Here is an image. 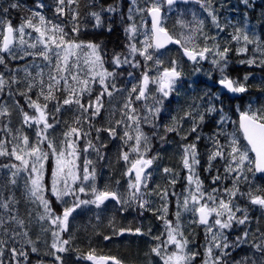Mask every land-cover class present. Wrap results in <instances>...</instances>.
Masks as SVG:
<instances>
[{"label": "snow or ice", "instance_id": "snow-or-ice-1", "mask_svg": "<svg viewBox=\"0 0 264 264\" xmlns=\"http://www.w3.org/2000/svg\"><path fill=\"white\" fill-rule=\"evenodd\" d=\"M177 2L178 0H143L144 7H140L138 0H131L127 19L132 21V23L128 24L124 29L128 40L125 47L128 49V52L127 54L113 52L111 58L112 71L104 67V56L106 53H102L101 46L73 37L65 30L66 25L63 22H54L53 19L46 18L40 11L30 10L31 15L22 18L19 26L14 27L12 22L5 19V17L9 12V8H19V4L11 3L9 7L0 8V13L4 14L0 15V66H3V71H0V93L5 91V86L7 85L9 88L8 95L12 96L11 86L21 82L17 75L20 69L9 67L11 60H23L25 57H39L46 62L44 67L48 68L47 82L43 79L44 69L36 65L35 62H33L34 66L38 69L35 76H33V73L27 66L23 68L26 78L31 79H27L26 91L19 92V95L25 97L28 108L33 109V112L30 114L24 111L22 107L20 111L24 124L38 128L36 140L34 142L30 141L28 135L22 133L13 135L12 141L0 140V156L11 157L18 162L2 164L0 168L11 170L10 183L12 185L17 183V177L21 173L27 174L24 184L25 194L33 203H38L42 206L43 213L40 214L39 219L41 221L47 220L55 229H59V231H52L53 242L51 249L54 251L49 254L53 255L56 261H61V264L62 257L57 255V253H63L68 250L64 246L69 244V240L60 239L59 234L67 230L69 217L72 216L76 209L85 205H95L99 208L109 198L116 200L118 203H128V201H121L116 192L97 189L94 183L96 169L95 167H91L90 170V165H92L91 160L85 159L83 166L78 164L80 151L86 153L89 148L94 149L100 156V159H103V156L100 155V149L91 140L87 141L83 149L79 148V140L82 137L89 136L90 133L83 132L80 127H71L67 132L63 133L64 139L59 144L54 139L49 138L48 130L53 129L55 123H58L55 113H59L63 105H75L80 115L74 123L80 125L83 118L89 122L91 128L93 127L91 120L101 114L104 106L103 98L105 96L111 97L113 91H120L114 82L118 75L116 69L121 68L123 65H129L133 69H140L142 65L144 66L146 70L141 72L138 83L133 84L123 106L126 110L123 112V115L132 123H125L123 119L116 121L118 126L123 124L125 128L121 139L126 144L130 140L135 141L133 145H130V150L137 154V158L131 161V166L126 175L131 177L134 173V180H130L128 186L132 189V198L138 200L139 207L143 209L147 201L142 198L141 188H147L146 181L152 175L151 172H146L145 170L153 165L158 155L147 158L144 153H141L142 142L146 146L149 140V137L142 131L141 120L143 119L145 123H149L150 121L149 115H144L141 118L133 105L136 101L147 100L151 95L149 85H155V93L158 95H153L152 99L154 103L151 106L145 105V107L147 113L153 119H156L163 109L165 100L173 94L178 96L180 94L179 88L183 86V73L179 69L177 62L173 60L171 66L162 67L163 61L160 59V56L163 53L160 50L164 49L169 43L179 44L184 51V55L194 63H198V58L199 60L207 59L206 54L213 53L214 47L216 50L213 53L214 58L211 62L221 74L217 83L228 92L234 94L244 93L248 90L246 85L249 79L248 75H245L244 82H240L239 80L230 78L226 74L225 70L228 65L230 48L224 47L221 50L217 43H214L213 47H208L207 43H205V46L197 51L196 47L198 46H194L191 49L187 46L193 43L191 33L183 36V42L181 39H174L169 34L167 28L164 26L162 9L165 3L171 9ZM184 2L187 3L189 0H184ZM195 2L200 4L201 8L207 12L217 30L223 32L224 26L220 24L218 9L213 7L214 0H195ZM240 2L245 6V9L253 6L250 0H240ZM73 5L75 7H72ZM96 5H99V10L88 13L94 19V27L96 28L104 26V13L115 14L119 12V5L116 3L105 7L99 3V0H90L89 7ZM36 7L43 9L46 6L43 3H39ZM79 7L80 0H55L54 16H64L67 10L71 14V33H76L77 35L80 32ZM219 7H224V4L221 3ZM133 12L140 14V25L135 23ZM145 16L150 17V21H146ZM262 16H264V13H262ZM123 18V14L121 13V19L123 20ZM177 22L182 27L187 26L182 20H178ZM261 22L264 23V20ZM198 23L203 25L204 22L200 20ZM141 27L147 30L141 33ZM231 27L234 29L233 33L230 34L231 40L237 43L243 41L244 44L243 47L237 49L238 54L247 52L248 44H255L258 49H260L261 44H264V41L257 35L255 26L251 24L247 12H245L241 22L232 24ZM26 29H31L37 34L32 42L25 39L26 36H31V32H27ZM107 30H112L111 24L107 25ZM139 35H143L142 40L138 39ZM204 38L206 42L208 40L215 41L216 39L214 36L208 35H205ZM28 49L38 50L29 51ZM261 50L264 51V49ZM137 57H142L143 60L141 61ZM149 61L156 66L157 75L155 76L148 74L152 71V68L148 65ZM240 63L253 65L256 63V60H242ZM260 65L264 66V59L260 60ZM196 71H199V69L197 68ZM5 73H8V75L6 76ZM128 76L133 77V72L129 71ZM37 77L40 78L38 81L39 92L36 99H33L28 93L32 92L37 86ZM90 84L100 85V89L94 98L92 96L93 89L89 87ZM58 92L64 93L62 103L61 97L57 96ZM86 93L87 99H85ZM133 93L135 96H133ZM205 95L209 97V102L203 111L194 109L186 111L183 117L172 116V123L164 126L166 133L176 132L179 135L182 129L181 121L184 119L192 121L190 128L180 137L182 141L180 144L181 164L188 172L186 177L188 181L186 191L188 194L183 199L182 207L185 211H189L198 217L193 223L206 225V232L212 234L211 241L205 250L203 264H264V233H261L259 237H254L250 245L255 251L262 254L258 261L249 255L242 256L240 259L229 260L228 258L231 257L233 251L242 249V246L249 242V231L245 229L242 234L236 235L233 239H229L227 232L234 225H245L249 220L248 210L234 203L237 195H245L240 192L239 183L244 181L251 184V180L246 173L252 174V179L256 178L257 173L261 177H264V105L253 109L252 105L249 104L245 111H240L237 108L239 119L231 121L233 124L231 132H225L223 124L227 122L228 117L223 113V102L220 101V96L210 92H206ZM41 97L43 98V103L40 102ZM213 100L220 101L221 107H217L212 102ZM52 102H55L54 108L50 110L49 103ZM16 104L19 106L18 101H16ZM213 113L220 115L218 122L213 120L219 130L208 137L213 147L208 151V166L205 168V171L210 172L213 167L212 161L218 158L226 161L224 169L226 175L223 177L220 174L215 175L212 178V183L217 184L222 179L232 178V188L224 189L228 197L227 199L219 196L217 188H212L210 192H206L203 181L199 178V174L196 171L201 163L200 153L197 150V142L201 139L198 129L205 123L206 118L212 119ZM10 115L11 112L8 106L0 105V117H8ZM50 118L54 123L49 122ZM133 126L136 133L134 137L128 130ZM153 127H156V125L153 124ZM103 130L108 131L111 136L116 135L115 128ZM96 131L99 133L101 129L97 128ZM193 133H197L195 139L192 142H186L188 141V137ZM221 135L226 137V144L221 143L219 139ZM97 139H99L98 135ZM160 139L166 141L167 138L166 136H161ZM9 143H12L10 150L7 147ZM101 147H104V145H101ZM148 150L145 147V152ZM250 153L254 154V156H251ZM122 158L125 162H129V153L125 152ZM48 162H51V166L46 168V163ZM163 171L165 174L173 177L170 180V184L175 185L177 183L176 177H178L179 173L174 172L170 168H164ZM261 191L264 190L257 188V192ZM81 194H90L92 198L81 199ZM158 194L162 200L166 201L162 206V215L159 218L165 220L167 238L161 240L160 236L153 237V239L160 241V243L152 248V252L163 260V264H194L199 253L187 251L189 241L181 230V213L179 211L175 213V223L172 220L166 219L169 191L165 188ZM171 195L176 194L173 192ZM246 195L252 205H257L261 209H264V194H254L252 190H249ZM53 198L60 205H67V198H71V206H64L62 213L57 214L53 208ZM15 202L14 198L6 200L0 203V208L9 209L10 203ZM237 213H240V216H237ZM210 217H214L211 224L209 223ZM11 222H15L20 227H23L24 223L22 220H18L16 216H9L7 222L0 216V228L4 230L6 235L11 232L9 239L12 241V246L7 248L10 256L7 264H27L29 252L25 250L23 245L19 248L15 246L19 243L16 237L21 236V233L11 230L6 226V224ZM214 228L216 229L215 231H213ZM45 230L47 231V229ZM123 231L125 230L121 229V232ZM135 232L144 234L141 233L139 228ZM161 235L164 234L162 233ZM27 236L28 233L26 231L23 232L22 238H26ZM105 239H109V237H105ZM257 240L259 242H256ZM25 243L33 245L31 247L32 253L38 252V248L34 246L31 239H27ZM6 244L7 241L0 239V264H5L4 245ZM169 246H174V250L170 253L167 252ZM86 259L93 261V264H121L115 257H97L92 253H89Z\"/></svg>", "mask_w": 264, "mask_h": 264}, {"label": "rangeland", "instance_id": "rangeland-1", "mask_svg": "<svg viewBox=\"0 0 264 264\" xmlns=\"http://www.w3.org/2000/svg\"><path fill=\"white\" fill-rule=\"evenodd\" d=\"M237 1L240 2V0ZM138 3L140 7H144L142 0H138ZM213 7L217 8L214 3ZM173 12L177 15L176 22L172 24L173 32L180 38H183V36H186L189 33L193 36V43L187 45L189 48L198 46L196 47V50L199 51L205 46V43H207L208 47H213V44L217 43L219 44L221 50L224 48L217 38L219 31L213 25L207 12L201 8L200 4L189 5L187 8L182 7L181 9L173 10ZM133 16L135 23L140 25V14L133 12ZM147 19H149V17L145 16L146 21ZM178 20H182L187 26L182 27L181 24L177 22ZM200 20H203V25L198 23ZM249 20L251 24L255 26V31L260 37L259 22L253 18H249ZM146 30L147 29L143 27L140 28L141 33ZM205 35L214 36L216 39L215 41L208 40L206 42L204 38ZM25 39H30V37L26 36ZM138 39L142 40L143 35H139ZM238 44L239 48L244 46L243 41ZM248 46L249 44L247 45V49ZM215 50L216 49L213 47V53ZM160 52L163 53V55L160 56V59L163 61L162 67L171 66V62L173 60L177 62L179 69L183 73L182 81L185 79V75L210 81H214L215 76L219 78L221 75L218 69L211 62L214 58L213 53L206 54L208 57L207 59L198 60V63L193 64L192 62L187 61L179 49L175 50L171 48ZM137 59L141 61L143 60L142 57H137ZM104 60L105 68L108 69L113 67L111 60H108L105 57ZM229 62L230 59L228 58L227 68L229 67ZM148 65L152 68V71L148 74L150 76L157 75L156 66L153 65L151 61L148 62ZM14 68H16V66ZM17 68H19L21 72H24L23 68ZM197 68L199 71H196ZM120 69L124 68L121 67L119 70ZM145 70L146 69L143 65L140 69H134V76H136V79L137 73L139 72L141 74V72ZM226 74L229 75L227 72ZM120 80L122 79L120 78ZM115 84L117 89H120V91H113V95L111 97L105 96L103 98L104 106L101 110V114L91 120L93 127L90 128L89 122L86 120V124L81 127L83 132H88L90 135L82 137L78 142L79 148L83 149L86 146L87 141L91 140L92 143L100 149V155L103 156V159H100V156L94 149L89 148L86 153L80 151L78 164L83 166L85 159L91 160L92 165H90V170L91 167H95L96 169V179L94 183L97 189L116 191L119 194L121 201H128V203H118L111 200L102 204L99 208L95 205H85L76 209L72 216L69 217L67 230L59 234L60 239L69 240V244L64 246L68 250L63 253H57V255L62 257V264H91L86 260V256L89 253H95V251H104L107 255H111L118 259L121 264H163V260L152 252V248L160 243V241L153 239V237L160 236L161 240H165L167 238L165 220L159 218L162 215V206L166 201L162 200L158 194L163 189L167 188L169 191V196L167 197L168 213L165 218L172 220L175 223V213L177 211L181 213V230L189 241L187 251L198 252L199 255L196 257L194 264H203V260L205 259V250L211 241L212 234L206 232V225L193 223V221L197 220L198 217L194 216L189 211H185L182 207L183 199L188 194L186 191L188 188V181L186 179L188 172L181 164L180 144L182 141L180 137L187 132L192 124V121H188V119L181 121V130L186 132H181L180 130L179 135L176 132L166 133L164 129L166 123L168 125L172 123V116H184L182 112L176 111L177 107L174 102L176 99H180V96L173 94L165 100L163 109L156 119H153V117L147 113L145 107V105L151 106L154 103L152 99L153 95H158L155 93V85H149L151 95L147 100H142L143 102L140 103L139 101H136L133 105V107L137 109L141 118H143L144 115H149V123L143 122V119L141 120L142 131L149 137L146 146L142 142L140 148L141 153H144L147 158H152L158 155V158L154 161L153 165L145 170L146 172H151L152 175L146 181L147 188H141V193L143 194L142 198L147 201L145 208L142 209L139 207V201L132 198V189L128 186L130 180H134V174L131 177L126 175L131 166V161L137 158V154L130 150V145H133L135 141L130 140L126 144L125 141L121 139L125 131L124 125L121 124L118 126L116 124V121L122 119L125 123H132L123 115V112L126 111L123 106L129 93L125 88L119 86L117 83ZM90 85L89 87L94 90L92 93L94 98L97 91L100 89V85ZM181 88L182 87L179 88V92ZM192 90L198 91L200 89L192 88ZM8 92L9 88L5 87V91L0 93V105H7L9 111L11 112V115L8 117H0V140L12 141L13 135H19L22 133L28 135L30 141L34 142L36 140V132L38 128L36 126L24 124L23 116L20 111V108L22 107L24 111L31 114L33 109L28 108L25 97L19 95V92H21L20 90L15 93L11 89L12 96H9ZM19 96L21 99L18 98ZM85 97H87V93L85 94ZM183 98L185 99V96H183ZM16 101L19 102V106H17ZM71 107L72 110H77L75 105H63L60 112L55 113V117H57L61 122L55 123L54 128L48 130L49 138L54 139L57 144L64 139L63 133L67 132L72 127V120L63 121L62 119ZM79 115L80 113L77 110V117ZM82 121H84L83 118L81 119V122ZM49 122L52 123V121ZM153 124H155L156 127H153ZM73 127H76V125ZM97 128L101 129L99 133L96 131ZM108 128H115L116 135L111 136L108 131L103 130ZM128 130L133 137L136 135L134 126ZM229 132L231 131L229 130ZM97 135L99 136V139H97ZM161 136H166V141H162L160 139ZM169 140L172 142H169ZM13 143L15 142L13 141ZM101 145H104V147H101ZM7 147L10 150L12 143H9ZM145 147L149 149L146 152ZM125 152L129 153V162H125L122 158ZM8 159H10V157H8ZM9 163L14 162L8 161L5 164ZM50 166L51 162L46 163V168H49ZM198 167L196 171L199 174V178L202 180ZM164 168H170L173 169L174 172L179 173L178 177H176L177 183L175 185L170 184V180L173 177L169 174H165L163 171ZM26 176V173H21L19 177H17V183L12 185L10 183L11 170L0 168V203H3L6 200H11L12 198L16 201L15 203H10L9 209L0 208V216H2L6 222L8 221L9 216H16L18 220H22L24 222L23 227H20L15 222L8 223L6 226L11 230L21 233V236L16 237L19 243L15 246L19 248L23 245L25 250L29 252L27 264H38V258L36 256L38 254L42 255V261L40 264H61V261H56L54 256L49 254L54 251L51 249V244L53 242L52 231H59V229H55L49 221H41L39 219L40 214L43 213V208L38 203H33L26 196L24 188ZM230 185L233 184L230 183L227 187ZM173 192H175L176 195H171ZM91 198L90 194H81V199ZM67 199V205H60L53 198V208L57 214L62 213V208L64 206H71V198ZM236 200H234V203L241 207L243 203ZM255 208L258 207L253 206L252 209ZM146 209H149V214L147 216L143 215L144 217L141 216L140 213L144 212ZM213 219L214 217H210V224ZM137 228H139L141 233L144 234L136 233L135 230ZM45 229H47V231ZM121 229L125 231L121 232ZM215 230L216 229L214 228L213 231ZM25 231L28 233V236L26 238H22V234ZM87 231L91 234L86 237L85 234ZM227 232L229 239H233L237 235L234 233V227L227 230ZM162 233L164 235H161ZM10 235L11 232L6 235L4 230L0 228V239L7 241V244L4 245L5 264H7L8 259L10 258L7 251V248L12 246V241L9 239ZM82 237H85V239ZM105 237H109V239H105ZM27 239H31V241H33L34 246L38 248V252H31V247L33 245L26 244L25 241ZM248 241L249 242L247 244L242 246L244 249H247L248 245H251L253 238L250 237ZM256 242L259 241L257 240ZM173 250L174 246H169L167 252L170 253ZM238 251L239 249H236L234 252ZM259 254L261 253L255 251L251 247L250 256H253L259 261L261 257ZM47 259L52 262H47Z\"/></svg>", "mask_w": 264, "mask_h": 264}, {"label": "trees", "instance_id": "trees-1", "mask_svg": "<svg viewBox=\"0 0 264 264\" xmlns=\"http://www.w3.org/2000/svg\"><path fill=\"white\" fill-rule=\"evenodd\" d=\"M234 2L239 6L240 2L237 0H234ZM251 4L253 5L250 8L245 9V6L241 3L239 6L238 11L236 14L234 13L236 7L233 4L227 5L225 8H227L229 11L226 12L222 10V12L219 15L220 19V24L224 26V31L221 32L220 34V39L224 43V45L228 48H230V51L228 53L229 58L233 60V64L227 68L226 72L233 73L230 76L234 78V80H239L240 82H244V77L245 75L249 76V79L246 82L248 90L244 93H237L236 95H232L229 92L225 91L224 96L220 97V101H222V107L223 110H225L223 113L226 117H228L227 122L223 124V129L225 132H229L233 130V124L231 121L238 120V114L233 110H230L229 107L225 105L228 104L227 101H231L232 107L235 104V107L240 106L242 110H247L248 105L251 104L253 109H256L260 107L261 105H264V66L260 65V60L264 59V51L261 49H264V44H261L260 49L257 48V45L251 46L250 50L252 51V56H250V53L246 54L249 59H255L256 63L253 65H249L247 63H243L244 69H240L237 65V63L240 60V56L237 55V49L236 45L233 44V41L230 39L231 38V33H233L234 29L231 27L232 24H236L242 14L247 12L248 14H252L254 17L259 15L257 18H260L262 13H264V0H250ZM11 3H18L19 8L12 9L9 8V12L7 13L5 19L10 20L13 24V26H19L21 23L22 18L31 15L30 10L32 11H40L43 15L46 16V18L53 19L54 22H63L66 25L65 30L68 31L73 37H76L77 39H107L105 42L108 44H111L113 42V38L115 39V42H118V39H120V42L116 45V51L119 53H125L127 54V48L125 45L127 44L128 41L124 40L123 37L125 36V27L128 25V19H127V1L126 0H99L100 4H103L105 7L109 4H118L119 5V12L115 14H109V13H104V26L100 28L94 27L95 21L92 17L88 15L90 11H98L99 10V5L89 7L90 0H80V7L78 11L80 12V32L77 35L76 33H71V14L67 12L64 16H54V9H55V0H0V8L3 7H9ZM43 3L46 7L43 9H39L36 7L37 4ZM72 7H75L74 5ZM121 13L123 14V20L121 19ZM0 15H4L3 13H0ZM110 17V19H109ZM264 20V18H262ZM111 24L112 30L108 31L107 30V25ZM27 32H31L29 42H32V40L35 38L37 35L35 32H33L31 29H26ZM29 37V36H27ZM229 38V39H227ZM261 40L264 41V23L261 25ZM108 44H102L103 48H110L111 46ZM39 48V46H38ZM29 51H37L38 49H28ZM111 52V51H110ZM112 56V54H111ZM246 60V61H247ZM36 65H39L41 68L44 69V76L43 79L45 82L48 80V68L44 67L46 64L45 61L42 60V58L39 57H25L23 60H11L9 62V67L14 68L21 67L24 68L27 66L29 70L33 73V76L36 75V72L38 69L34 66V63ZM250 66V67H247ZM123 68L129 69V71L133 72L134 74V69L131 68L129 65H123ZM247 67V69H246ZM0 69L3 71V66H0ZM128 71V72H129ZM139 72L137 73V80L135 79L136 76L129 77L128 73H118V75L115 78V83H117L119 86L125 88L128 93L131 91V88L133 84L138 83L139 80ZM7 76L8 74L5 73ZM18 77L20 79L19 84H13L11 86L12 91L17 93L18 90L20 91H26V82L27 79L31 78H26V75L24 72L19 71L18 72ZM120 78L122 80H120ZM39 77L36 78V87L33 89L32 92L28 93L29 96H31L33 99H36V96L39 92ZM122 81V82H121ZM93 86V85H90ZM94 92V90H93ZM92 92V93H93ZM64 93H57L58 97H61V103H62V97ZM133 95H135L133 93ZM197 99L200 101V105H198L196 108L193 107L192 105L188 104L185 108L186 111H192L194 109H198L200 111H203L204 108L208 106L209 98L206 100H202L201 97L197 96ZM21 99V97H18ZM87 97H85L86 99ZM220 101L213 100L212 102L216 104L217 107H221ZM41 103H43V98L41 97L40 100ZM54 103H49V109L54 108ZM196 103V101L194 102ZM69 106V105H67ZM231 106V105H230ZM72 107L70 110L62 117L63 121H70L72 120V127L76 125V127H83L84 124H86L85 120L81 122L80 125H77L74 123V121L77 118V110H72ZM58 122H61L57 117H55ZM220 119V115L213 113L212 114V119H207L205 123L201 126V128L198 129V133L201 135V139L197 142V150L200 153L201 157V163L198 167V171H200V176L204 182V189L205 191H211L212 188H217L219 190V196L227 199V195L224 192L225 188H232L233 185H230L229 187L228 184H233V180L231 177L222 179V181L217 182V184L212 183V178L220 174L222 177L225 176V166H226V161L223 159H217L215 161H212L213 167L212 170L205 171V168H207V154L210 149H212L213 145L211 141L208 139L209 136L213 135L216 133L219 129L218 126L214 124L213 120L215 119ZM49 121H54L50 118ZM186 132V131H182ZM197 133H193L188 137V141L192 142L195 139V136ZM221 143H227L226 137L224 135H221L219 137ZM246 143V142H243ZM251 156H253L252 153H250ZM14 162L18 163L17 161L14 160V158L8 159V157L1 156L0 157V165L4 164V162ZM250 180L251 184L246 183L244 181H241L239 183V188L240 192L244 193L245 195H237V197L234 200H238L240 203H243L241 205V208H246L248 210V216L249 220L246 222L245 225H234V233L242 234V232L247 229L249 231V237L254 238V237H259L261 233H264V209H261L257 205H252L250 201L248 200V197L246 193L249 190H252L254 194H264V191L257 192V188H260L264 190V177H261V175L256 174V178L252 179V174L246 173ZM235 175V174H233ZM236 200V201H237ZM253 206H257L258 208L252 209ZM149 209H146L144 212H139L141 216H147L149 214ZM146 214V215H145ZM143 216V217H144ZM237 216H240V213H237ZM259 229V231H257ZM89 233L85 234L86 237L89 236ZM85 239V237H82ZM81 238V239H82ZM200 240V239H199ZM153 247V246H152ZM250 250L251 246L248 245L247 249H239L238 252H232L231 257H229V260L232 259H240L242 256L249 255L250 256ZM260 256L262 254H259ZM259 256V257H260Z\"/></svg>", "mask_w": 264, "mask_h": 264}, {"label": "flooded vegetation", "instance_id": "flooded-vegetation-1", "mask_svg": "<svg viewBox=\"0 0 264 264\" xmlns=\"http://www.w3.org/2000/svg\"><path fill=\"white\" fill-rule=\"evenodd\" d=\"M226 1H228V0H226ZM142 3H143V0H142ZM217 3L218 2L216 0H214L215 6H217ZM194 4H198V3H196V2H191L189 4L177 3V4L173 5L171 7V9H169V7L167 6V4L165 3L164 6H163V9H162V14H163V17H164V26L167 28L168 32L172 36H174V37H176L178 39H181L182 42H183L182 38H180L179 36H177L173 32V30H172V24L176 22V18H177V15L173 12V10L181 9L182 7L186 8L187 6L194 5ZM147 21H150V18L147 19ZM78 40H82V41H86V42H89L90 41V42H93V43H96V44H99V45L100 44H108V43L105 42L107 39H78ZM112 40H113V42L111 44H108L111 47L110 48H104V53H106V55L104 56L105 58L108 57V52L115 50L116 49V45L120 42V39H118V42H115V39L114 38ZM175 46H178V47L176 48ZM171 48H173L175 50L176 49L177 50L179 49L180 52L182 53V50H181V46L180 45H173V46L168 47V49H171ZM198 60H199V58H198ZM193 64H194V62H193ZM117 72H119V71H117ZM204 82L207 83L208 80H204ZM211 86H213L214 88H216L215 85H212L211 84ZM109 201H111V200H107L104 203L109 202ZM96 252L101 253V254H106V253H104V251H96ZM36 256L38 258L37 259V262H41L42 261V255L41 254H38ZM111 257H113V256H111ZM46 261L47 262H50L51 260L47 259Z\"/></svg>", "mask_w": 264, "mask_h": 264}, {"label": "water", "instance_id": "water-1", "mask_svg": "<svg viewBox=\"0 0 264 264\" xmlns=\"http://www.w3.org/2000/svg\"><path fill=\"white\" fill-rule=\"evenodd\" d=\"M190 1H192V0H189V2ZM178 2H184V0H178ZM185 3V2H184ZM188 3V2H187ZM175 39V38H174ZM171 43H169V44H167L166 46H168V45H170ZM183 53H184V51H183ZM186 56V55H185ZM187 57V56H186ZM188 58V57H187ZM189 59V58H188ZM257 174H259V173H257Z\"/></svg>", "mask_w": 264, "mask_h": 264}]
</instances>
